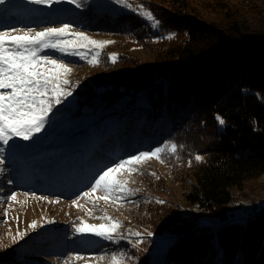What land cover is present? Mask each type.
Segmentation results:
<instances>
[{
  "label": "trees",
  "instance_id": "1",
  "mask_svg": "<svg viewBox=\"0 0 264 264\" xmlns=\"http://www.w3.org/2000/svg\"><path fill=\"white\" fill-rule=\"evenodd\" d=\"M132 5L84 3L65 14L85 31L111 36L117 50L111 60L108 47L99 70L78 77L73 88L74 124L80 116L87 125L72 151L75 159L85 155L81 186L121 158L174 142L177 151L143 166L141 178L162 191L173 181L202 216L153 196L139 220L151 235L137 245V263L152 264L154 239L171 232L163 264H264V205L241 216L231 208L234 190L264 174L263 27L249 26L244 10L224 0Z\"/></svg>",
  "mask_w": 264,
  "mask_h": 264
},
{
  "label": "rangeland",
  "instance_id": "2",
  "mask_svg": "<svg viewBox=\"0 0 264 264\" xmlns=\"http://www.w3.org/2000/svg\"><path fill=\"white\" fill-rule=\"evenodd\" d=\"M224 1L242 8L244 10L241 14L242 19L249 26L264 29L263 0ZM127 2L132 4V0ZM84 3L111 10L117 9V6H125L117 3V0H77V3H73L72 0H56L50 5L36 4L31 0H5L3 4H0V30H3V26H11L31 27L39 31L46 27L69 24L73 30L85 33L91 40L112 41L99 48L89 45L87 49H84L87 59L57 53L51 49L45 50L47 54L63 58L73 69L69 75L71 84L68 86L72 95L56 105L49 114L48 123L30 140L14 137L7 146L0 142V148L5 149L2 154L3 162L0 163V169H2L0 171V264L9 262L65 264V261L67 264H110L113 252L125 253V264H138L137 245L149 238L148 234L138 228L139 220L145 215L146 207L153 200V196L166 201L167 204H180L182 210L189 215L202 216L199 208L186 201L183 189L176 186L173 181H169L163 191L153 190L145 184L141 178V170L143 166L155 162V157L138 165V171L126 174L129 180L128 187L136 191L127 194L123 201L95 200L96 196L103 195L101 192L93 194L91 199L77 200L93 181L81 186L85 177L88 176L85 155L75 159L76 154L72 153L75 148L82 146L83 131L87 128L86 123L78 121L80 116L77 119L74 118L77 125L74 124L71 116L76 115L71 111L76 105L73 88L76 87L78 77L86 74L90 69L95 72L99 70L96 67L101 62L99 61L101 55L113 45L111 36L85 31L65 18L67 12L71 14L70 11L76 10ZM69 38L75 39V37ZM97 52H99L98 63H89ZM112 54H116L117 60L115 48L107 52V57L114 60ZM13 193L16 194L14 201L9 200ZM234 194L231 208L236 216L243 215L249 209L263 206L264 174L259 180L249 182L241 189H235ZM43 197L47 199H42ZM73 200H77L79 207L72 204ZM106 214L119 219L121 222L119 232L123 234V239L109 241L95 235L94 232L75 231V225L83 224L87 227L107 224V221L100 219ZM33 222L35 227L32 226ZM136 232L141 235L136 236ZM174 237L171 232H165L153 238L152 264H163L167 247ZM49 246L52 247L48 250ZM77 254L83 258L76 259ZM145 255L146 253L144 257ZM69 256L72 259L69 260Z\"/></svg>",
  "mask_w": 264,
  "mask_h": 264
},
{
  "label": "snow or ice",
  "instance_id": "3",
  "mask_svg": "<svg viewBox=\"0 0 264 264\" xmlns=\"http://www.w3.org/2000/svg\"><path fill=\"white\" fill-rule=\"evenodd\" d=\"M4 2L5 0H0V4ZM31 2L50 5L56 0H31ZM72 2L77 3V0H72ZM117 3L124 4L128 8L133 7L127 0H117ZM136 10L144 17L154 21L155 24H159V21H156L152 13L143 5H138ZM69 37H75V39ZM105 43H112V41L91 40L85 33L73 30L69 24H62L60 27H46L39 31L31 27L3 26V30H0V142L7 146L14 137L30 140L48 123L49 114L56 105L61 104L64 99L72 95L68 86L71 84L69 75L73 69L63 58L47 54L45 50L51 49L57 53L81 56L87 59L84 49H87L89 45L99 48ZM98 55L99 52L93 56L89 63H98ZM112 55L115 59L116 54ZM220 123L223 124L224 121L221 119ZM177 148V144L168 141L164 146L157 147L150 152H140L135 156L114 162L97 174L91 186L77 200L80 198L91 199L93 194L101 192L103 195L96 196L95 200L123 201L127 194L136 191L128 187L129 180L126 174L138 171V165L153 157L163 163L162 153L165 151L175 153ZM4 150V148H0V163L3 162ZM195 159L203 160L204 158L197 155ZM190 163L191 161H189ZM42 199H47V197ZM9 200H16V194L13 193ZM77 200H73L72 204L79 207ZM159 202L163 203V201ZM100 219L108 223L87 227H84L83 224L75 225V231L78 233L94 232L95 235L109 241L124 238L123 234L119 232L121 222L118 218L106 214ZM32 226L35 227V222ZM135 235L140 236L141 234L136 232ZM75 258L82 259L83 257L77 254ZM68 259L70 260L72 257L69 256ZM99 259H104V257H99ZM125 260V253L113 252L110 264H125Z\"/></svg>",
  "mask_w": 264,
  "mask_h": 264
}]
</instances>
